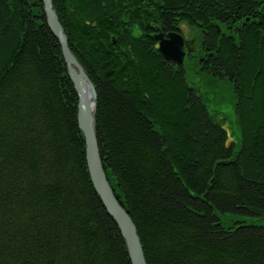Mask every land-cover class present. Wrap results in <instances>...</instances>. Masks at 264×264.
I'll list each match as a JSON object with an SVG mask.
<instances>
[{
  "label": "trees",
  "instance_id": "16d2710c",
  "mask_svg": "<svg viewBox=\"0 0 264 264\" xmlns=\"http://www.w3.org/2000/svg\"><path fill=\"white\" fill-rule=\"evenodd\" d=\"M53 3L96 88L101 158L147 264H264L263 225L222 223L264 218V0ZM181 24L202 36L183 67L154 38ZM187 59L233 84L239 142ZM77 106L42 0H0V264H132L91 180Z\"/></svg>",
  "mask_w": 264,
  "mask_h": 264
},
{
  "label": "water",
  "instance_id": "95a60500",
  "mask_svg": "<svg viewBox=\"0 0 264 264\" xmlns=\"http://www.w3.org/2000/svg\"><path fill=\"white\" fill-rule=\"evenodd\" d=\"M42 2L47 24L61 45L68 75L78 95V125L84 136L87 164L93 185L108 213L121 230L131 263L147 264L137 228L117 198L101 158L96 131L98 104L96 88L69 47L68 37L54 9L53 0H42ZM154 38L158 42V52L165 60L171 61L179 67L184 66L187 52L185 51V39L179 32H171L167 37L163 33H159ZM113 42L116 43V38H113Z\"/></svg>",
  "mask_w": 264,
  "mask_h": 264
},
{
  "label": "rangeland",
  "instance_id": "374dc122",
  "mask_svg": "<svg viewBox=\"0 0 264 264\" xmlns=\"http://www.w3.org/2000/svg\"><path fill=\"white\" fill-rule=\"evenodd\" d=\"M181 28H183L184 37H187L186 39L191 40L196 38L192 45L193 50L190 52L193 54V52L197 51L202 36L198 30L189 26L184 25ZM187 64L190 84L203 96V102L207 105L210 112L223 123L229 134V142H239L238 126L236 123L237 95L233 84L225 79L216 80L203 73H199L196 59H187ZM222 223L225 228L238 223L264 226V218H255L240 214H226L222 216Z\"/></svg>",
  "mask_w": 264,
  "mask_h": 264
},
{
  "label": "flooded vegetation",
  "instance_id": "af4514ba",
  "mask_svg": "<svg viewBox=\"0 0 264 264\" xmlns=\"http://www.w3.org/2000/svg\"><path fill=\"white\" fill-rule=\"evenodd\" d=\"M184 25H186V24H181L180 25V27L179 28H176V30H175V32H178V29H179V33L180 34H182V36L184 37V32H183V28H181L182 26H184ZM186 26H189V25H186ZM190 27V26H189ZM159 34V33H158ZM156 35V34H155ZM168 35V34H167ZM167 35H165L164 34V36L165 37H167ZM187 38V37H186ZM185 37H184V39H185V51L187 52V53H190V52H192V50H193V47H192V45H193V43L195 42V40H196V38H193V39H186ZM156 41V40H155ZM157 42V41H156ZM157 46H158V42H157Z\"/></svg>",
  "mask_w": 264,
  "mask_h": 264
},
{
  "label": "bare ground",
  "instance_id": "6f19581e",
  "mask_svg": "<svg viewBox=\"0 0 264 264\" xmlns=\"http://www.w3.org/2000/svg\"><path fill=\"white\" fill-rule=\"evenodd\" d=\"M107 177H108V175H107Z\"/></svg>",
  "mask_w": 264,
  "mask_h": 264
}]
</instances>
